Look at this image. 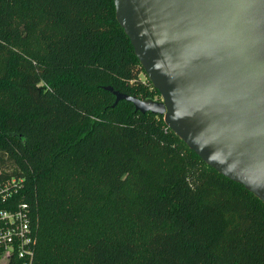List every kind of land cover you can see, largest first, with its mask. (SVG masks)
Here are the masks:
<instances>
[{
    "label": "trees",
    "instance_id": "1",
    "mask_svg": "<svg viewBox=\"0 0 264 264\" xmlns=\"http://www.w3.org/2000/svg\"><path fill=\"white\" fill-rule=\"evenodd\" d=\"M105 87L160 98L113 0H0V210L29 206L30 264H264V204Z\"/></svg>",
    "mask_w": 264,
    "mask_h": 264
},
{
    "label": "water",
    "instance_id": "2",
    "mask_svg": "<svg viewBox=\"0 0 264 264\" xmlns=\"http://www.w3.org/2000/svg\"><path fill=\"white\" fill-rule=\"evenodd\" d=\"M161 100L104 89L264 204V0H113Z\"/></svg>",
    "mask_w": 264,
    "mask_h": 264
},
{
    "label": "built area",
    "instance_id": "3",
    "mask_svg": "<svg viewBox=\"0 0 264 264\" xmlns=\"http://www.w3.org/2000/svg\"><path fill=\"white\" fill-rule=\"evenodd\" d=\"M12 192L16 191H8L6 185H0V202H5ZM36 242L31 213L26 203L0 210V264H8L14 256L24 264H30Z\"/></svg>",
    "mask_w": 264,
    "mask_h": 264
},
{
    "label": "rangeland",
    "instance_id": "4",
    "mask_svg": "<svg viewBox=\"0 0 264 264\" xmlns=\"http://www.w3.org/2000/svg\"><path fill=\"white\" fill-rule=\"evenodd\" d=\"M140 79H141L142 82H146V80H145V76H144L143 74L140 75ZM154 100H156V101H160L161 98H155Z\"/></svg>",
    "mask_w": 264,
    "mask_h": 264
}]
</instances>
